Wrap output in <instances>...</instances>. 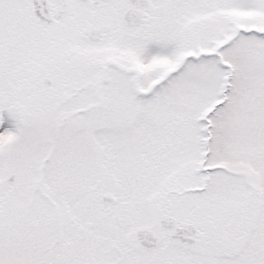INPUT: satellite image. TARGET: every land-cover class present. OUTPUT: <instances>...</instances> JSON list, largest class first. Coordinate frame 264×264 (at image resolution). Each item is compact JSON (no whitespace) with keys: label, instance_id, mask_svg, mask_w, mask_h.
Instances as JSON below:
<instances>
[{"label":"snow or ice","instance_id":"obj_1","mask_svg":"<svg viewBox=\"0 0 264 264\" xmlns=\"http://www.w3.org/2000/svg\"><path fill=\"white\" fill-rule=\"evenodd\" d=\"M0 264H264V0H0Z\"/></svg>","mask_w":264,"mask_h":264}]
</instances>
